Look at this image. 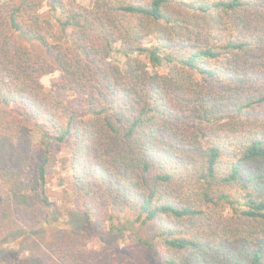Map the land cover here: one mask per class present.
Returning <instances> with one entry per match:
<instances>
[{
    "label": "trees",
    "instance_id": "16d2710c",
    "mask_svg": "<svg viewBox=\"0 0 264 264\" xmlns=\"http://www.w3.org/2000/svg\"><path fill=\"white\" fill-rule=\"evenodd\" d=\"M90 1L0 0V225L41 226L67 145L74 212L106 243L63 239L57 258L264 264V0ZM55 72L75 101L46 91ZM124 212L131 250L113 242Z\"/></svg>",
    "mask_w": 264,
    "mask_h": 264
},
{
    "label": "rangeland",
    "instance_id": "374dc122",
    "mask_svg": "<svg viewBox=\"0 0 264 264\" xmlns=\"http://www.w3.org/2000/svg\"><path fill=\"white\" fill-rule=\"evenodd\" d=\"M80 4L90 6V0H76ZM44 20L52 21L51 15L46 4L40 11ZM53 22V21H52ZM51 22V23H52ZM54 26V33L58 34L56 26ZM115 62L122 63L123 58L119 53H115L112 57ZM60 76L58 72L44 76L41 78V83L46 91L54 94L56 97L64 101H75L74 97L58 88ZM32 130L33 143L38 141L37 126L34 123L30 124ZM69 147L62 145L59 147L56 164L49 168L46 177L45 192L49 202L52 204L50 210L45 216L41 226L29 236H22L17 238L14 234H10L5 230L4 225H0V264H6L7 259L3 256L4 249L20 250L25 255H32L40 259L41 264H68L65 259L57 258L54 253V247L63 239H72L76 245L85 252L100 250L106 243L103 239L97 237V233L87 224L81 220L79 214L74 212L73 205L70 199L71 177L69 167ZM112 223L118 226L122 232H114V241L117 242L119 248L132 249L134 248V236L131 230L125 227L126 222L132 221L135 216L131 212L114 213ZM128 227V225H126ZM107 227H111L110 223ZM63 240V242L65 241ZM60 242V243H61ZM139 256H141V250ZM148 258V257H147ZM152 263L154 261L152 260ZM155 264V263H154Z\"/></svg>",
    "mask_w": 264,
    "mask_h": 264
}]
</instances>
